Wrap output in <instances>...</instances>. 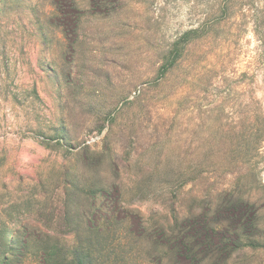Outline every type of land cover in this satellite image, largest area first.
Masks as SVG:
<instances>
[{
	"label": "rangeland",
	"instance_id": "374dc122",
	"mask_svg": "<svg viewBox=\"0 0 264 264\" xmlns=\"http://www.w3.org/2000/svg\"><path fill=\"white\" fill-rule=\"evenodd\" d=\"M218 1L0 0V225L18 220L34 225L33 234L52 230L41 216L46 197L61 164L85 144L92 176L123 183L93 197L94 218L122 214L131 200L130 208L163 223L166 189L149 182L152 169L190 160L209 133L251 115L252 99L264 113V47L249 10L264 0H231L232 18L159 76L165 47L207 21ZM145 111L148 122L139 126ZM259 149L251 162L264 183V138ZM111 155L130 170L117 173ZM228 182L188 184L174 199L185 211L212 198L216 208ZM250 254L249 264H264V251ZM32 260L27 253L22 264ZM227 264H242L238 251Z\"/></svg>",
	"mask_w": 264,
	"mask_h": 264
},
{
	"label": "trees",
	"instance_id": "16d2710c",
	"mask_svg": "<svg viewBox=\"0 0 264 264\" xmlns=\"http://www.w3.org/2000/svg\"><path fill=\"white\" fill-rule=\"evenodd\" d=\"M217 4L207 21L186 30L165 47L159 68L161 79L185 60L191 44L211 37L221 19L232 18L235 4L231 0H219ZM249 10L254 33L264 47V4ZM220 11L221 18L215 17ZM43 29L41 23L39 30ZM251 105V115L242 116L236 127L209 133L204 144L193 148L190 160L152 169L149 182L166 189L163 225L152 219L153 214L147 220L130 208L131 200L126 201L122 214L107 210L94 218L93 197L113 185L121 189L123 183L120 177L111 186L100 171L94 178L86 164L90 146L80 147L76 159L61 164L54 179L55 190L46 197L41 216L52 230L33 234L34 225L18 220L17 227L0 225L5 229L0 233V263L22 264L28 253L34 264H227L232 253L238 251L242 264H249L250 253L264 251V183L256 180V167L251 162L260 153L264 138V113L258 100L252 99ZM147 115L146 111L143 117L140 114L139 126L148 122ZM134 124L128 125L129 130ZM110 157L116 161L117 173L121 166L130 170L129 163L119 165L114 155ZM223 178L229 182L221 187L216 208L212 198L200 211L192 207L185 211L174 199L181 187L201 181L216 183ZM22 229L26 233H21ZM12 245L20 251L15 253Z\"/></svg>",
	"mask_w": 264,
	"mask_h": 264
}]
</instances>
